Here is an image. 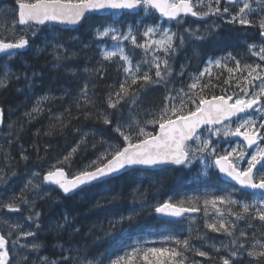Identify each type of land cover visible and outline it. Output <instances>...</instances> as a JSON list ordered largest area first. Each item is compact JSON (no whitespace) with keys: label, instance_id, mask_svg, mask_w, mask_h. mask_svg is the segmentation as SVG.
<instances>
[{"label":"snow or ice","instance_id":"snow-or-ice-1","mask_svg":"<svg viewBox=\"0 0 264 264\" xmlns=\"http://www.w3.org/2000/svg\"><path fill=\"white\" fill-rule=\"evenodd\" d=\"M139 11L146 17L158 14L170 25L174 23L176 31L163 23L145 24L143 20L122 28L117 26L116 20L111 24H100L94 19L100 13L116 17L118 14H139ZM189 16L200 20L215 17L229 25L258 29L260 43L246 45L247 54L257 58V62H247L232 53L209 59L202 70L187 73L190 83L177 89L173 77L183 80L189 67L181 64L179 72L175 71L173 62L177 53L189 40L204 41L219 27L212 24L201 33L199 28L184 26ZM8 17L12 20L11 27L6 24ZM0 18L5 21L0 24V53L9 59L33 47L34 38L43 31L40 26L86 25L93 37V43L72 37L77 51H72L55 36L45 37L44 47L36 46L38 54L51 55L54 67L63 68L75 78L72 83L78 86V91L74 97L70 88H63L60 97L37 96L34 87L42 74L35 70L29 74L30 65L25 66L23 72L2 70L0 88L8 87L12 79L17 83L23 80L24 87L16 91L26 99L35 97L32 107L22 114L25 121L15 133L17 139L24 132L25 123L30 125L45 112L48 103L66 96L72 99L78 114L82 112L85 119L101 120L114 134L101 138L99 144L104 147L95 159L72 171L74 157L81 146L84 150L88 148L89 133H83L67 154L57 157L43 172L30 170L23 187L11 194L4 189L8 188L11 177L18 175L15 169L19 163L27 164L30 156L28 150L22 148L19 160L13 163L15 158L4 151L0 163V264H104L103 256L93 255L87 245L73 247L76 243L73 239L59 242L62 234L74 237L82 231L68 215L49 223L50 231L56 233L58 241L53 246L56 257L41 255L46 245L39 239L43 224L36 201L49 194L46 189L55 186L69 196L107 183L126 170L162 166L191 168L195 162H199L202 169L200 175L211 176L218 170L238 187L233 186L225 195L188 196L178 201L169 198L158 202L154 212L179 221L186 213L201 211L202 204L205 228L226 239L197 247L192 242L193 229L189 227L188 235L183 238L169 233L163 236L160 246H146L148 242L138 244L112 259L110 264H202L193 256L208 261L218 259L220 264H264V231H261L264 229V0H14L11 4L0 0ZM17 25L21 27L17 28ZM108 40L113 43L109 45ZM137 49L144 53L141 60L135 59ZM96 52L100 57L97 60L99 66L89 68L85 65L82 71L95 73L96 78L102 80L107 67L115 65L122 74L118 77V86L115 83L107 85L106 109L96 108V85L90 79L81 84L78 67L63 63L77 59L90 61L95 59ZM193 55H199L195 47ZM229 62H234V67H230ZM213 69H226L229 76L223 84L239 91L232 95L212 94L208 98L206 90L220 87L213 83V79H220ZM156 86L164 88L163 106L145 110L148 119L141 122L133 113L141 109L143 96ZM125 107L127 117L123 111ZM70 108L71 105L63 113L49 117L55 123H50L44 135H52L57 127L63 132L70 124V120L64 119L65 114L77 118L72 117ZM4 119L5 110L0 108V124ZM149 126L151 131L147 130ZM13 127L14 123L8 124L9 129ZM75 131L80 132L78 128ZM39 133L38 129L35 135ZM8 135L13 133L10 131ZM220 137L225 141L232 137L240 139L234 146L229 143L225 147L220 144ZM12 142L8 141L9 144ZM49 147L45 145V154ZM91 148L97 151V143ZM35 150L37 159H43L38 146ZM234 193L246 199H236ZM115 199L113 196L107 202L112 203ZM95 207L104 205L97 201ZM25 210L28 214L23 216ZM210 210H214V216L210 215ZM9 214L20 215L11 219ZM133 219L130 215L109 221L105 236L114 237L117 225L131 223ZM240 221L245 222L244 228L240 227ZM196 238L205 242L210 239L198 230Z\"/></svg>","mask_w":264,"mask_h":264},{"label":"trees","instance_id":"trees-1","mask_svg":"<svg viewBox=\"0 0 264 264\" xmlns=\"http://www.w3.org/2000/svg\"><path fill=\"white\" fill-rule=\"evenodd\" d=\"M8 1L14 3V0ZM213 18L209 17L208 21L206 19L196 21L186 18L188 23L184 26L188 27L190 25L193 29L199 28L201 33H204L205 29L212 24L219 25V27L215 29L213 35H208L204 41L189 40L184 49L177 53V58L173 62L175 71L179 72L181 64L189 65L183 80L173 77V83L177 89L182 84L186 86L190 83L187 73H197L202 70L205 62L209 59L215 60L226 56L228 53H232L238 58L243 57L247 62H257V58L247 54L246 45L253 42L260 43L258 29H245L239 25H229L221 19L218 22L213 21ZM94 19L100 24H111L113 20H116L117 26L122 28L134 26L141 20L145 24L160 23L161 21V23L168 27L171 26L173 31H176L174 23L170 25V22L163 20V18H160L155 13L151 17H146L145 14H142V11L137 15L118 14L116 17L110 15L96 16ZM52 30L55 31V37L62 39L72 51L78 50L77 46L73 45L72 37L93 43L92 32L87 30L86 25L74 30H61L56 27H52ZM43 40L44 37L42 35L35 37L33 46H44ZM107 43L110 45L113 42L108 40ZM194 47L199 51L198 56L193 55ZM136 53V60H141L144 57L142 50L137 49ZM98 59H100L99 53L96 52L95 59L90 61L77 59L63 63H67L72 67H78L80 70L78 78L81 84L85 79H90L96 85V108L106 109L105 96L109 91L107 85L115 83L118 86V77L122 74L118 73L115 65L107 67L106 76L102 80L96 78L95 73L82 71L85 65L89 68L93 66L98 67ZM29 65L31 66L28 68L29 74L32 70L42 74L36 80L34 87V92L37 96L49 94L53 97H60L63 88H70L72 96L76 95L78 86L72 83L75 78L70 73L65 72L63 68L57 69L54 67L51 55L47 53H35L32 48L22 55L11 59L5 56L1 57L0 74H2V70L5 68L11 69L13 72H23L25 66ZM229 66L234 67V62H229ZM213 72L220 75V79H213V83L220 85V87L206 90L208 98H211L212 94L217 96L232 95L233 92L239 91L234 86L228 88V86L223 84V80L229 76L226 69H213ZM234 84L235 81H233ZM23 87V80L17 83L15 79H12L8 87L0 88V106L5 110L3 131L5 133H9L10 131L13 133L11 136L7 134V136L0 139V149H2L0 151V163L3 162L4 151L9 152L15 158L13 163L19 160V153L22 148L27 149V154L30 156L27 164L20 162L19 167L15 169L18 175L11 177L8 188L4 189L9 194L11 192H19L23 187L24 182L27 180L25 179L27 171L40 170L43 172L51 163L55 162L57 157L67 154L75 146L76 142L80 140L83 133H89L87 137L88 148L84 150L83 146H81V150L74 157L72 171L82 168L89 161L95 159L98 152L104 147L99 144L101 138H108L114 135L101 120H97L95 117L85 119L82 112L78 114L72 99L66 96L62 100L57 99L48 103L45 107V112L32 121L30 125L25 123V130L21 133L19 139H17L15 133L19 130L20 124L25 121L22 114L32 107L35 99V97L26 99L24 95L16 91L17 88ZM164 95L163 86H156L152 90H149L142 98L141 109L134 111L133 114L141 122L148 119L144 115V111L153 107H162ZM70 105L72 117L77 118L73 119L65 114L64 119L70 120L69 126L63 132L57 127L52 135H44V132L49 130L50 123H55V121H50L49 117L63 113L65 108H68ZM89 110L95 111L94 109ZM123 111L125 117H127V108L125 107ZM9 123H14L12 129L8 128ZM77 128L80 130L79 133L75 131ZM38 129L40 133L37 136L35 133ZM147 130L151 131V126ZM93 133L95 135H92ZM9 140L13 142L9 144ZM236 141L237 139L235 138L228 141H225L223 137L219 138L220 144L225 147L229 143H232L234 146ZM93 143H97V151L95 152L91 148ZM45 145H50L47 154H45ZM36 146L40 149L39 155L43 157L41 160L37 159ZM201 171L199 162H195L191 168L164 167L158 170H130L117 176L115 179L109 180L107 183L97 184L94 187L86 189L84 192H77L72 196H63L60 192L51 188L50 196L36 201V210L42 212L43 224V230L40 232L39 239L46 245L41 255H47L49 258L56 257L57 252L53 246L58 241L56 240V233L50 231L49 223H55L56 220L61 219L64 215L73 218L75 226L81 228L82 231L74 237L62 234L59 242L63 243L69 239H73L76 242L73 244V247H84L87 245L88 250L93 255L103 256L104 264H110L112 259L124 255L126 251H131L132 247L138 244L148 242L146 246H160L163 236L169 233L183 238L188 235L189 227L193 229L192 242L197 247L205 243H211L213 240L219 243L226 238L205 228V216L202 204L200 205L201 211L191 216H184L180 221L159 219L154 212V207L158 202H163L169 198H172L173 201H178L188 196L203 197L206 194L225 195L232 189L233 185L222 181L216 170H214V174L211 176L200 175ZM113 196L116 199L112 203H108L107 201ZM233 196L236 199H246L239 193H234ZM97 201H100L104 207H95ZM220 207L223 208V206ZM27 214L26 210L22 213L23 216ZM17 215L20 214H11L15 218H17ZM130 215L134 217L131 223L125 222L117 225L114 237L105 236V232L109 229V221L118 220L121 216ZM210 215H215L214 210H210ZM238 223L240 226H246L244 221ZM255 223L259 224L258 221ZM197 230L200 233H205L210 238L209 241L205 242L197 239ZM261 231H264V229H261ZM205 250L212 252L210 248H206ZM189 255L192 256L191 253ZM192 258L201 261L202 264H220L218 259L208 261L202 257L193 256Z\"/></svg>","mask_w":264,"mask_h":264},{"label":"water","instance_id":"water-1","mask_svg":"<svg viewBox=\"0 0 264 264\" xmlns=\"http://www.w3.org/2000/svg\"><path fill=\"white\" fill-rule=\"evenodd\" d=\"M139 12H140V11H139ZM133 15H136V14H133ZM157 15H158V14H157ZM96 16H108V14L100 13V14H97ZM187 18L192 19V20H196V21H203V20H205V19L200 20V19H197V18H195V17H191V16H189V17H187ZM49 25H50V26L57 27V28H59V29H61V30H74V29L80 27V26H73V25H53V24H49ZM18 26H19V25H18ZM19 27H21V26H19ZM40 27H41V26H40ZM42 27H43V26H42ZM28 50H29V49H28ZM28 50H24L23 53L27 52ZM3 56H4V54L0 53V58L3 57ZM0 108H2V107L0 106ZM2 127H3V124H0V129H1ZM235 138H236V137H235ZM236 139L238 140V139H240V138H236ZM164 167H177V166H162V167H160V168L140 169V170H158V169H162V168H164ZM128 171H130V170L123 171L122 173L117 174V176H119V175H121V174H123V173H125V172H128ZM216 171H217V173H218L219 178H220L222 181H225V182H227V183H229V184H231V185H233V186H236L234 181H231L229 178L224 177L222 174H220V173L218 172V170H216ZM117 176H116V177H117ZM236 187H238V186H236ZM52 188L55 189V190H57L58 192H60L63 196H65V194H64L61 190H59L58 188H56L55 186H52ZM69 196H72V195H69ZM196 213H197V212H194V213H186L185 216H191V215H194V214H196ZM156 217L159 218V219H162V220L178 221L177 218L167 217V216H162V215L157 214V213H156ZM180 220H181V219H179V221H180Z\"/></svg>","mask_w":264,"mask_h":264},{"label":"rangeland","instance_id":"rangeland-1","mask_svg":"<svg viewBox=\"0 0 264 264\" xmlns=\"http://www.w3.org/2000/svg\"><path fill=\"white\" fill-rule=\"evenodd\" d=\"M7 3H10V1H8L7 0ZM11 4V3H10ZM235 9H233V11H234ZM142 14H144L143 13V11H142ZM207 19H209V18H207ZM206 19V20H207ZM218 20L219 19H217V18H213V21H217L218 22ZM208 21V20H207ZM5 21H3V18H0V24H2V23H4ZM160 23H161V21H160ZM6 24H7V26L8 27H11L12 26V20H11V17H8L7 18V20H6ZM165 27H168L167 25H164ZM17 28H19V26L17 25ZM43 29V31L40 33V35H42V37H49V38H51V37H53V36H56L55 35V31H53L52 30V27H50V26H47V27H44V28H42ZM44 29H46V30H44ZM43 42H44V40H43ZM37 46V45H36ZM42 47H44V46H42ZM32 49L34 50V52L35 53H37V51H36V47L35 46H33L32 47ZM233 127H234V125H233ZM7 134L8 133H5V131H3V130H0V139L1 138H3V137H5V136H7ZM234 137H232V138H229V139H233ZM227 147V146H226ZM246 166V165H245ZM26 175H25V179H27L28 178V176L30 175V171H27L26 173H25ZM46 190H48V192H49V194L46 196V197H48V196H50L51 195V190L50 189H46ZM45 197V198H46ZM44 198V199H45ZM37 201H40L39 199L37 200ZM10 215V217H11V219H16L15 217H12L11 216V214H9ZM1 227H2V225H0ZM241 228H244L245 226L244 225H241L240 226Z\"/></svg>","mask_w":264,"mask_h":264},{"label":"bare ground","instance_id":"bare-ground-1","mask_svg":"<svg viewBox=\"0 0 264 264\" xmlns=\"http://www.w3.org/2000/svg\"><path fill=\"white\" fill-rule=\"evenodd\" d=\"M137 15V14H136ZM12 118V117H11ZM4 124H5V120H4V123H3V127L0 129V130H3V128H4Z\"/></svg>","mask_w":264,"mask_h":264},{"label":"flooded vegetation","instance_id":"flooded-vegetation-1","mask_svg":"<svg viewBox=\"0 0 264 264\" xmlns=\"http://www.w3.org/2000/svg\"><path fill=\"white\" fill-rule=\"evenodd\" d=\"M47 27V26H46ZM42 28H44V27H42Z\"/></svg>","mask_w":264,"mask_h":264}]
</instances>
